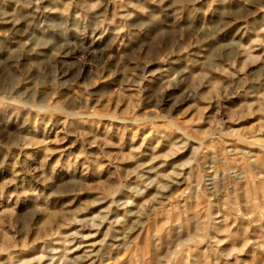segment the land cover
<instances>
[{"label":"rangeland","instance_id":"1","mask_svg":"<svg viewBox=\"0 0 264 264\" xmlns=\"http://www.w3.org/2000/svg\"><path fill=\"white\" fill-rule=\"evenodd\" d=\"M0 264H264V0H0Z\"/></svg>","mask_w":264,"mask_h":264}]
</instances>
